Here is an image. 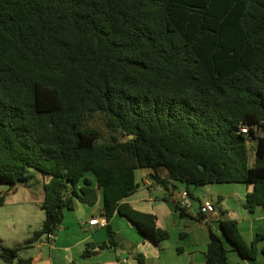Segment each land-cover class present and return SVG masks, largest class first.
Masks as SVG:
<instances>
[{
    "label": "trees",
    "instance_id": "trees-1",
    "mask_svg": "<svg viewBox=\"0 0 264 264\" xmlns=\"http://www.w3.org/2000/svg\"><path fill=\"white\" fill-rule=\"evenodd\" d=\"M140 169L193 199L192 186L246 184L245 209L264 210V0H0V184L46 179L41 229L27 245L0 242V259L33 264L21 250L100 197L108 240L85 255L118 245L115 214L168 240L125 201ZM221 227L205 264L264 256V231L248 244L236 220Z\"/></svg>",
    "mask_w": 264,
    "mask_h": 264
},
{
    "label": "crops",
    "instance_id": "crops-1",
    "mask_svg": "<svg viewBox=\"0 0 264 264\" xmlns=\"http://www.w3.org/2000/svg\"><path fill=\"white\" fill-rule=\"evenodd\" d=\"M34 179L38 183L36 190L31 187L30 181L27 185H17L10 190V193L16 194L24 189L25 192L22 194V198L19 197L20 200L41 204L44 200L46 179L40 173H35ZM145 184L148 189L147 193H143V195L135 193L125 201L137 210L155 214L158 217V225L169 232L170 238L168 240L156 245L145 238L125 218L115 214L111 224L116 233L115 240L118 245L106 250L92 249V255H88L87 260L94 254L97 258L96 261L77 262L74 252L76 249L83 251L89 243L102 244L108 240V233L103 231V228H107L106 225H89V221L95 217L105 218L103 216V200L100 197L94 207L77 201L75 209L66 212L58 233L53 238L38 242L36 244L39 249L38 254L27 258H32L33 264H141L139 257L142 255V264H205V254L211 231L221 237L224 235L221 220L226 218L236 220L239 230L241 221L248 223L247 238L240 230L245 241L249 239L252 242L257 233L264 231V210L258 208L254 213H247L244 208L246 196L252 191V186L229 184L225 187L213 188L212 197L215 201L212 199L201 200L191 190L193 196L199 199V207L193 208L192 205L189 215L180 217L175 208V203L178 202L179 194L185 190V186L179 190L178 194H176L177 190L172 197L173 194L166 192L163 187L153 184L148 178H146ZM159 188L163 191L158 192L156 189ZM219 198H222L221 206L216 203V201L219 202ZM204 202L214 203L217 212L211 215L201 214L200 205ZM73 214H77L78 217L76 218V215ZM175 233L178 234V238L176 244H173L172 240ZM119 235L122 238L117 241L116 238ZM192 236L193 243L185 246L180 244L184 242L182 240H188ZM179 239L181 242H178ZM263 247L264 243L259 244V251ZM118 250L121 252L118 253ZM231 253H234L239 260H245L236 252L231 251L229 253L230 264ZM248 262L250 261L246 260V264Z\"/></svg>",
    "mask_w": 264,
    "mask_h": 264
},
{
    "label": "rangeland",
    "instance_id": "rangeland-1",
    "mask_svg": "<svg viewBox=\"0 0 264 264\" xmlns=\"http://www.w3.org/2000/svg\"><path fill=\"white\" fill-rule=\"evenodd\" d=\"M149 176H146V172L144 170H137L136 171V180L137 183L140 185L138 191L136 194L143 195V193H147L148 189L146 188V178ZM234 184V183H233ZM239 184V183H235ZM31 187L36 190L38 187V183L35 179L31 180ZM229 184H210L206 186H192L191 190L195 192V195L199 197L201 200L206 199H213L212 197V190L213 188H219V187H225ZM231 185V184H230ZM246 185L242 184L241 186ZM183 187L182 184H178V191L176 194L179 193V190ZM156 189L158 192L163 191ZM24 189H21L16 194L10 193L8 185L0 184V195L5 194L6 195V202L3 206H0V242L8 247H15V246H23L27 245V241L32 237L33 233L37 230H40L42 227V223L45 220V212L41 208V204L37 202H30L23 200H20L19 197L22 198V194L24 193ZM153 192V191H152ZM155 195V193H153ZM174 194L172 195V197ZM193 208L199 207V199H191ZM215 201V200H214ZM216 203L221 206V202L216 201ZM245 208V207H244ZM246 210V209H245ZM247 211V210H246ZM247 213H249L247 211ZM76 218L78 217L77 214ZM240 230L242 231L245 238L247 234L248 223L245 221H241L240 224ZM103 231L107 234V228H103ZM174 231V229H173ZM58 233V232H57ZM122 236H118L116 239L117 241H120ZM178 234L175 233L174 239L172 240L173 244H176L177 242ZM44 240V239H43ZM184 242L180 243L183 246L193 243V236L189 238L188 240H182ZM178 242H181L180 239ZM246 242L248 244H251V241L249 239H246ZM227 246H229L228 242ZM87 246L84 247L83 251H80L79 249H76L75 257L77 262L83 263L88 262L91 260L96 261V255L93 254L91 258H88L87 260ZM92 251V249H91ZM39 252V249L36 247V244L32 247H27L21 250L20 256L23 258H27L29 256H36ZM85 252V253H84ZM121 250H118V253H120ZM92 255V254H91ZM231 264H246V260H239L234 253L230 254ZM0 264H6L4 261L0 259ZM247 264H264V256L261 252H259L257 260L252 262H248Z\"/></svg>",
    "mask_w": 264,
    "mask_h": 264
},
{
    "label": "built area",
    "instance_id": "built-area-1",
    "mask_svg": "<svg viewBox=\"0 0 264 264\" xmlns=\"http://www.w3.org/2000/svg\"><path fill=\"white\" fill-rule=\"evenodd\" d=\"M247 128L243 129L244 133H248ZM192 198L190 197L188 191L185 189L181 191L179 194L178 202L181 204L182 207H185L187 210L192 209ZM200 212L201 214L211 215L217 212L216 206L212 202H204L200 205ZM106 218L95 217L89 221V225L91 226H99V225H106ZM54 235H50L49 238H53Z\"/></svg>",
    "mask_w": 264,
    "mask_h": 264
},
{
    "label": "water",
    "instance_id": "water-1",
    "mask_svg": "<svg viewBox=\"0 0 264 264\" xmlns=\"http://www.w3.org/2000/svg\"><path fill=\"white\" fill-rule=\"evenodd\" d=\"M202 169H204V166H201Z\"/></svg>",
    "mask_w": 264,
    "mask_h": 264
}]
</instances>
